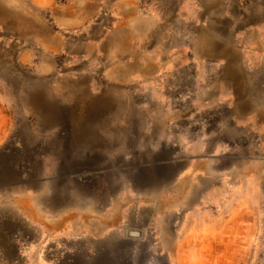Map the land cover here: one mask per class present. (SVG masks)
<instances>
[{"label":"rangeland","instance_id":"1","mask_svg":"<svg viewBox=\"0 0 264 264\" xmlns=\"http://www.w3.org/2000/svg\"><path fill=\"white\" fill-rule=\"evenodd\" d=\"M106 4H0V264H264V62L137 78ZM223 7L264 57V0Z\"/></svg>","mask_w":264,"mask_h":264},{"label":"crops","instance_id":"2","mask_svg":"<svg viewBox=\"0 0 264 264\" xmlns=\"http://www.w3.org/2000/svg\"><path fill=\"white\" fill-rule=\"evenodd\" d=\"M106 2L105 27L109 35L108 45L115 47L118 44L125 49L124 53H129L134 48H140L142 51L141 57L136 55L133 62L120 61L123 68H129L128 65L134 64L137 78L157 81L189 77L191 72H194L193 77L200 78L206 71L208 76L210 72L213 73V78L232 81L242 76L241 73L245 74L243 77L254 73V67L244 66L245 62H264L261 54L255 55L247 50L252 48L248 45L249 42L244 52L235 49L236 44H239L240 34L238 22L232 12L238 9L224 8L223 0H219L220 5L213 10L207 8L205 0H106ZM5 3L6 0H0V4ZM57 9L54 10L55 13L52 11V14H55V21L59 19L56 16L59 12ZM227 11H231V18L228 17ZM208 13L211 16H208ZM39 14L41 15L40 9ZM39 19L41 21L40 16ZM212 20L214 21L211 22ZM246 20L247 27L242 35L250 37V32L252 34L254 31V18L250 16ZM9 23L0 17V31L4 36ZM210 31L214 34H210ZM258 31L261 32V29H255V32ZM175 40L178 42H174ZM45 42L44 38L42 48L47 47ZM143 42L145 48L150 49L148 54L147 49H142ZM13 45L10 48L14 50ZM177 45H182L180 46L182 53H177ZM191 47H194L193 50ZM159 48H166L164 56L158 53ZM214 94L218 93L215 91ZM235 108L238 110L237 106Z\"/></svg>","mask_w":264,"mask_h":264},{"label":"bare ground","instance_id":"3","mask_svg":"<svg viewBox=\"0 0 264 264\" xmlns=\"http://www.w3.org/2000/svg\"><path fill=\"white\" fill-rule=\"evenodd\" d=\"M80 99V98H79ZM84 103V102H83ZM87 103V102H86ZM79 105V104H78ZM83 105V104H82ZM81 107V106H80ZM102 109V108H101ZM76 118V117H75ZM75 125V124H74ZM87 126H89L88 124L87 125H85V127L83 126V130L81 129V130H79L76 134H79L78 136H79V138H80V140H85V139H88V138H86V137H88L89 136V133L91 134V132H88V127ZM77 128V127H76ZM84 138H83V137ZM130 234H136V232H134V231H130Z\"/></svg>","mask_w":264,"mask_h":264}]
</instances>
